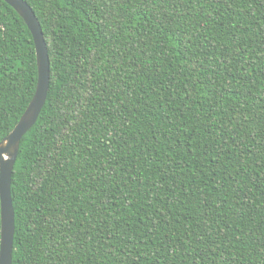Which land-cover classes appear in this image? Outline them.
Segmentation results:
<instances>
[{
	"label": "trees",
	"instance_id": "16d2710c",
	"mask_svg": "<svg viewBox=\"0 0 264 264\" xmlns=\"http://www.w3.org/2000/svg\"><path fill=\"white\" fill-rule=\"evenodd\" d=\"M25 1L12 264H264V0ZM37 82L0 0V142Z\"/></svg>",
	"mask_w": 264,
	"mask_h": 264
},
{
	"label": "water",
	"instance_id": "95a60500",
	"mask_svg": "<svg viewBox=\"0 0 264 264\" xmlns=\"http://www.w3.org/2000/svg\"><path fill=\"white\" fill-rule=\"evenodd\" d=\"M27 23L35 42L38 82L36 92L14 129L0 142L1 244L0 264H12L15 238V209L12 199V175L23 137L36 124L44 108L51 81L49 49L41 22L25 0H5Z\"/></svg>",
	"mask_w": 264,
	"mask_h": 264
}]
</instances>
